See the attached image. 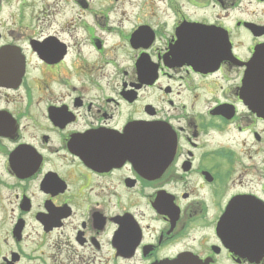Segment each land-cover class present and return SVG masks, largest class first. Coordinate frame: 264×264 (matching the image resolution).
Returning a JSON list of instances; mask_svg holds the SVG:
<instances>
[{
  "label": "flooded vegetation",
  "instance_id": "af4514ba",
  "mask_svg": "<svg viewBox=\"0 0 264 264\" xmlns=\"http://www.w3.org/2000/svg\"><path fill=\"white\" fill-rule=\"evenodd\" d=\"M262 46L264 0H0V264H264Z\"/></svg>",
  "mask_w": 264,
  "mask_h": 264
},
{
  "label": "water",
  "instance_id": "95a60500",
  "mask_svg": "<svg viewBox=\"0 0 264 264\" xmlns=\"http://www.w3.org/2000/svg\"><path fill=\"white\" fill-rule=\"evenodd\" d=\"M251 75H254V80L251 79L250 81L251 84L254 83L255 92L253 95L249 94L247 98L255 107L257 112L264 114V49L257 52L254 63L251 65ZM234 212L236 211L230 209L222 222V228L225 234L231 235L235 233L234 228L238 225V223L234 220ZM254 212L255 237H249V241L251 244H255L257 251L261 252L263 250L261 246L264 244V215L263 210L256 209ZM259 213H262L261 217ZM249 227L252 228L250 225ZM191 264L201 263L199 261L191 260Z\"/></svg>",
  "mask_w": 264,
  "mask_h": 264
}]
</instances>
